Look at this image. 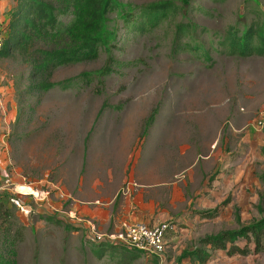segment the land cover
I'll use <instances>...</instances> for the list:
<instances>
[{"label":"rangeland","instance_id":"rangeland-1","mask_svg":"<svg viewBox=\"0 0 264 264\" xmlns=\"http://www.w3.org/2000/svg\"><path fill=\"white\" fill-rule=\"evenodd\" d=\"M121 1L141 6L164 0ZM171 1L181 7L179 13L144 33L132 32L113 13L110 28L117 41L94 61L56 69L50 81L95 72L110 58L116 61L112 74L71 90H38L44 74L33 75L21 50L0 60V72L16 85L19 110L10 144L18 170L4 195L16 207L11 222L23 229L19 264H177L199 239L237 228V217L249 223L264 216V57H228L218 47L230 26L243 30L264 22V0ZM62 21L67 24L66 17ZM181 22L194 26L184 43L203 51L174 49ZM8 36L7 27L5 40ZM154 110L156 123L141 140L144 121ZM85 154L87 161L97 160L92 167L97 176L89 175V164L82 172ZM109 168L111 178L105 175ZM159 173L166 177L158 178ZM159 179L166 185L156 187ZM95 182L103 208L110 211L116 193L127 194L134 182L151 184L152 192L160 189L164 196L157 193L156 199L167 211L164 223L176 224L167 233L163 255L144 253L132 260L121 249L96 255L99 238L121 232L122 226L105 220L103 213L96 220L71 213L81 194L86 200L94 196ZM21 187L29 189L25 196L15 193ZM216 208V218L197 215ZM261 257L229 258L218 251L207 264H264V253Z\"/></svg>","mask_w":264,"mask_h":264},{"label":"trees","instance_id":"trees-1","mask_svg":"<svg viewBox=\"0 0 264 264\" xmlns=\"http://www.w3.org/2000/svg\"><path fill=\"white\" fill-rule=\"evenodd\" d=\"M180 10L181 7L171 0L141 6L123 3L121 0H16V5L8 13L9 36L4 41L0 59L8 58L15 50H21L29 56L27 61L32 66L33 75L44 74V80L36 86L38 90L68 91L94 77L105 78L112 74L116 61L110 58L103 68L95 72L83 73L60 82L50 81L56 69L94 61L102 49H109L117 41V32L110 28L113 13H117L125 27L132 32L144 33L156 27L168 14L174 16ZM65 17L67 24L62 21ZM259 23L254 21L243 30L238 26H230L218 41V47L228 57H264V22ZM193 27L191 23L178 24L174 49L183 52L203 51L204 48L200 46L193 47L190 42L184 43L191 36ZM39 42L45 46L54 44V47L35 48ZM207 56L211 62L215 61L209 54ZM102 114L103 110L98 118ZM157 116L158 110H154L144 121L141 140L145 139L149 129L156 123ZM261 153L264 157V145ZM261 181L264 184V166ZM9 204V198L0 195V264H19L17 247L23 240V229L11 222L16 207H10ZM260 210L263 211L262 208ZM219 213L216 208L199 211L197 215L202 219H213ZM42 217L47 222L63 223L53 216ZM236 221L238 227L235 229L199 239L196 246L182 252L177 258V264L188 260L195 264H207L213 253L218 251L224 252L229 258L264 253V216L249 223H243L240 217ZM169 225L174 227L176 224L170 222ZM65 228L76 230L69 225H65ZM119 249L130 253L132 260L140 259L144 254L140 250L109 242H96L94 252L98 257H103Z\"/></svg>","mask_w":264,"mask_h":264},{"label":"crops","instance_id":"crops-1","mask_svg":"<svg viewBox=\"0 0 264 264\" xmlns=\"http://www.w3.org/2000/svg\"><path fill=\"white\" fill-rule=\"evenodd\" d=\"M16 5V0H0V21L8 24L9 11ZM1 60V59H0ZM5 60V59H4ZM16 85L14 82L8 78V75L0 72V195H6L13 181L12 175L18 170L16 162H13L11 156V131L17 119L19 117V110L16 102ZM127 140V139H126ZM128 145L127 142L123 144V149ZM97 160H86V154L84 156V162L82 172L86 169L89 164L90 176H97L96 171L92 167L96 166ZM131 163V162H130ZM129 163V164H130ZM102 166V161L100 162ZM127 168V167H126ZM108 170V169H107ZM107 177L111 178L112 169L109 168ZM166 177L165 174L162 176L159 173L158 178ZM15 180V178H14ZM136 186H132V192L129 191L127 194L116 193L114 201L112 202V210L104 209L101 201L104 197L98 196V185L99 182H95L93 185L94 196L89 200L85 199V195L77 199H73L75 204L72 208L71 213L77 212L78 215H87L92 219H100L103 213L104 219L113 218V224L117 228L123 226L124 224L133 223H144L150 226H157L165 222L168 218V214L165 208L162 207L161 199H156V194L159 193V198L164 196L159 188L157 192H152L150 189L151 184H140L134 182ZM16 186H18L15 183ZM166 185V180L159 179L156 187H162ZM84 186V181L80 179V190ZM15 193H22L20 190ZM25 196L24 193H22ZM21 194V196H22ZM69 194V195H68ZM67 195L71 197V194ZM22 196V197H23ZM121 196V197H120ZM123 196V197H122ZM120 197L123 200H117ZM105 200V199H104ZM118 202V203H117ZM117 203V204H116ZM74 215V214H73ZM120 229V228H119ZM242 257V256H237ZM245 259L252 258L253 260H262L260 255H250L249 257H242Z\"/></svg>","mask_w":264,"mask_h":264},{"label":"built area","instance_id":"built-area-1","mask_svg":"<svg viewBox=\"0 0 264 264\" xmlns=\"http://www.w3.org/2000/svg\"><path fill=\"white\" fill-rule=\"evenodd\" d=\"M7 25V23L0 21V52L3 49ZM12 203L21 207L17 199H12ZM170 228L172 226L167 223L157 226L144 223L124 224L121 232L99 238L97 242L121 244L144 253L161 256L166 252L167 233Z\"/></svg>","mask_w":264,"mask_h":264},{"label":"bare ground","instance_id":"bare-ground-1","mask_svg":"<svg viewBox=\"0 0 264 264\" xmlns=\"http://www.w3.org/2000/svg\"><path fill=\"white\" fill-rule=\"evenodd\" d=\"M20 190H21V192H25V193L29 192V189H26V188H23V187H21Z\"/></svg>","mask_w":264,"mask_h":264}]
</instances>
